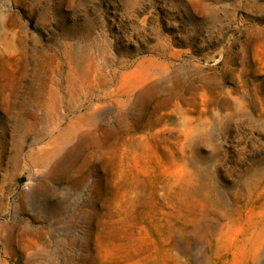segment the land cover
Wrapping results in <instances>:
<instances>
[{
    "label": "rangeland",
    "instance_id": "374dc122",
    "mask_svg": "<svg viewBox=\"0 0 264 264\" xmlns=\"http://www.w3.org/2000/svg\"><path fill=\"white\" fill-rule=\"evenodd\" d=\"M0 264H264V0H0Z\"/></svg>",
    "mask_w": 264,
    "mask_h": 264
}]
</instances>
